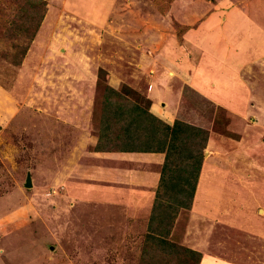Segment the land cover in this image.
Segmentation results:
<instances>
[{
    "label": "rangeland",
    "instance_id": "obj_1",
    "mask_svg": "<svg viewBox=\"0 0 264 264\" xmlns=\"http://www.w3.org/2000/svg\"><path fill=\"white\" fill-rule=\"evenodd\" d=\"M41 1L28 38L12 34L22 1L0 0V264H142L148 218L119 202L102 180L110 161L91 152L106 85L148 108L158 81L160 101L183 98L181 119L207 129L170 239L199 264H264V39L243 50L264 0L255 14L250 0Z\"/></svg>",
    "mask_w": 264,
    "mask_h": 264
},
{
    "label": "trees",
    "instance_id": "obj_2",
    "mask_svg": "<svg viewBox=\"0 0 264 264\" xmlns=\"http://www.w3.org/2000/svg\"><path fill=\"white\" fill-rule=\"evenodd\" d=\"M21 1L11 22L14 30L12 34L24 32L31 38L43 15V11L38 13L42 1ZM33 18L37 23L31 26L29 21ZM104 74L106 72L100 69L98 76ZM105 90L95 149L160 151L165 154L147 221L142 264H199L202 253L170 239V234L179 220V212L191 208L207 141V129L200 122L181 119L182 97L178 114L174 122L169 124L151 113L149 107L144 108L138 102L139 99L129 96L125 89L122 91L106 85Z\"/></svg>",
    "mask_w": 264,
    "mask_h": 264
},
{
    "label": "crops",
    "instance_id": "obj_3",
    "mask_svg": "<svg viewBox=\"0 0 264 264\" xmlns=\"http://www.w3.org/2000/svg\"><path fill=\"white\" fill-rule=\"evenodd\" d=\"M260 2V0H253V1H248L246 2L248 5V10H250L252 13H256V11L259 12L260 8L256 6V2ZM264 6V4H262ZM261 25H264V18L263 21L261 22ZM261 26V27H262ZM263 30V31H262ZM264 27L259 30V32H256V29L253 31V34H255V37H249L246 39V43L243 44V47L245 49H248L249 53L255 49V44L256 41L260 42L261 39H264ZM252 34V33H251ZM252 38V39H251ZM222 44V43H221ZM262 46L258 48L262 49V56L261 53L260 57L262 59L264 58V43L261 44ZM222 46V45H221ZM241 45L237 46H232L230 53L225 57L226 59L229 58V60L237 58L238 57V51L237 48H240ZM213 49L215 48L217 51L218 55H221L218 52L223 51V48L221 47L220 49V44L219 45H214L212 47ZM254 52V51H253ZM257 55V54H256ZM223 56V55H222ZM244 56V55H243ZM219 62H217V73H221L220 71H223V68H227V64L225 62H221L222 67L219 68ZM236 73V72H235ZM238 73V72H237ZM236 73V74H237ZM217 75V74H216ZM222 76V73L221 75ZM219 76H215V78L218 80ZM155 83V80L153 81ZM161 81H158L156 84V87L154 84L150 86V90L148 89L147 95L152 98V102L149 105V111L156 115L157 117L161 118L163 121L172 124L178 114V110L180 107V101L179 99H175V103L173 107H170V105L167 103V99L165 101H160L159 98L163 96V93H161V86L159 85ZM212 85L215 83H211ZM220 88H225L224 84H219L218 85ZM115 87V86H114ZM176 87V86H175ZM118 88V87H115ZM174 88V87H173ZM172 89V88H171ZM166 89H163L165 91ZM180 89L177 87L176 92H178ZM173 91V90H172ZM173 93V92H169ZM175 93V92H174ZM167 95V93H166ZM178 96V95H175ZM207 96V94H206ZM208 97V96H207ZM158 99V100H155ZM179 98V97H178ZM155 100V101H154ZM98 142V135L96 136L95 142L92 150V154H104L106 156V160L110 161L111 166L109 168H100L103 173V181L106 183H109L111 185L115 186V190L118 194L116 197H119V202H130L128 205V210L132 211V206H141L140 208L142 211H136L133 213L135 216L138 215L140 217L145 216L146 219L149 217L150 210L152 207L153 199L155 197V190L159 182L160 178V171H161V166L164 161V156L165 154L160 151H98L95 149V146L97 145ZM109 158V159H108ZM104 159V160H105ZM125 162H123V161ZM123 162V163H121ZM112 170L116 172L115 177L113 179L109 176L110 171ZM122 172V174H119ZM100 179V178H99ZM115 180V181H113ZM117 186V187H116ZM124 197H121V196ZM99 199L105 197H108V191L106 190L102 195L97 194ZM111 196H113L111 194ZM112 202H116V199L112 197L111 199ZM99 203H101L100 200H98ZM105 202V201H104ZM132 213V212H131ZM130 214V213H129ZM176 227V226H175ZM175 229V228H174Z\"/></svg>",
    "mask_w": 264,
    "mask_h": 264
},
{
    "label": "water",
    "instance_id": "obj_4",
    "mask_svg": "<svg viewBox=\"0 0 264 264\" xmlns=\"http://www.w3.org/2000/svg\"><path fill=\"white\" fill-rule=\"evenodd\" d=\"M28 186L30 185V180L28 179L27 183H26Z\"/></svg>",
    "mask_w": 264,
    "mask_h": 264
},
{
    "label": "bare ground",
    "instance_id": "obj_5",
    "mask_svg": "<svg viewBox=\"0 0 264 264\" xmlns=\"http://www.w3.org/2000/svg\"><path fill=\"white\" fill-rule=\"evenodd\" d=\"M167 98V97H166Z\"/></svg>",
    "mask_w": 264,
    "mask_h": 264
}]
</instances>
